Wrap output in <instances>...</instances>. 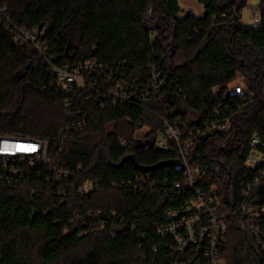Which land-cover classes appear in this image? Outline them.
<instances>
[{"label": "trees", "instance_id": "16d2710c", "mask_svg": "<svg viewBox=\"0 0 264 264\" xmlns=\"http://www.w3.org/2000/svg\"><path fill=\"white\" fill-rule=\"evenodd\" d=\"M0 1L26 30L49 25L47 46L59 66L96 60L108 72L120 66L129 80L146 86L148 67L155 64L167 82L162 99L145 102L148 110L135 103L104 101L101 107L97 98L75 99V107L94 111L88 129L69 135L59 152L57 137L69 115L56 79L38 54L15 42L0 18V133L50 140L59 168L82 167L79 178L101 186L68 201L43 193L31 199L25 191L0 194V264H172L171 241L157 227L176 205L175 195L128 186L144 173L138 168L176 159L174 151L136 147L139 129L162 127L158 116L206 132L205 142L196 139L191 159L202 170L199 185L216 186L224 213L241 207L245 185L256 174L244 166L250 142L255 136L264 142V19L259 26L241 22L249 0H196L204 8L201 16L184 13L180 0ZM259 7L264 9V0ZM239 76L247 95L229 89ZM226 122L227 130L215 129ZM147 174L165 190L183 178L175 166ZM251 203L264 204V182ZM89 212L100 216L81 218ZM227 223V263L264 264L242 218ZM260 228L264 231V220Z\"/></svg>", "mask_w": 264, "mask_h": 264}, {"label": "built area", "instance_id": "2783aa9c", "mask_svg": "<svg viewBox=\"0 0 264 264\" xmlns=\"http://www.w3.org/2000/svg\"><path fill=\"white\" fill-rule=\"evenodd\" d=\"M0 18L3 26L16 43L38 54L47 66L48 73L55 77L57 91L63 96L64 107L69 115L57 137L59 152H63L69 135L88 129V118L94 109L88 105L75 107V99L87 103L97 98L101 107L104 101L115 104H137L148 110L145 102L149 99H162L167 82L157 65L148 67V82L139 86L137 81L126 77L120 66L112 72L104 69L96 60H88L75 67L59 66L49 53L46 33L49 25L33 31L19 26L9 15L7 7L0 1ZM264 19V9H253L254 26H259ZM229 89L233 94L247 95L248 87L244 77L239 76ZM92 91L90 95L83 94ZM152 97V98H151ZM102 102V103H101ZM217 108L215 114H220ZM162 127L154 129L143 127L134 136V140L152 141L153 148L174 151L176 159L183 168V178L165 190L157 186L155 180L147 173L134 177L129 188L141 192H166L174 194L177 199L174 207L166 212V222L157 227L159 236L171 241V254L175 258L172 264H228L223 257L224 238L230 218H242L250 238L264 253V231L260 224L264 220V204L251 203L253 191L264 182V142L255 136L250 142V152L245 161V168L256 174L244 188L245 201L237 211L224 213L218 197L216 186L201 187L202 170L191 163L194 155L195 141L206 135L200 128L189 131L181 119L170 121L167 116H158ZM207 128V123H203ZM228 122L215 127L227 130ZM143 138L137 137L138 132ZM153 134V137H149ZM126 146V141H121ZM51 141L37 137H23L0 133V194L7 191H25L33 199L38 194H51L64 201L73 197L86 198L99 192L97 182L79 178L82 167L75 171L58 167L51 158ZM99 218L100 213L89 212L81 216ZM80 218V217H78ZM74 218L72 222L77 220ZM98 229L87 231L97 233Z\"/></svg>", "mask_w": 264, "mask_h": 264}, {"label": "rangeland", "instance_id": "374dc122", "mask_svg": "<svg viewBox=\"0 0 264 264\" xmlns=\"http://www.w3.org/2000/svg\"><path fill=\"white\" fill-rule=\"evenodd\" d=\"M185 1L186 0H180V4L184 10V13H196V11H198L196 8V6H202L200 5L196 0L194 3V6H191V9L194 10L193 12L190 10L188 11L187 9H185ZM260 6V0H249L246 4V7L243 9L242 11V19L241 22L245 25H252L253 24V20H252V12L253 9H256ZM114 130V124H110L108 126V132H112ZM137 137L139 138H143L144 137V133H142L141 131L137 133Z\"/></svg>", "mask_w": 264, "mask_h": 264}, {"label": "water", "instance_id": "95a60500", "mask_svg": "<svg viewBox=\"0 0 264 264\" xmlns=\"http://www.w3.org/2000/svg\"><path fill=\"white\" fill-rule=\"evenodd\" d=\"M208 139V136L207 135H203L201 137V140H203L204 142ZM135 144H136V147L137 148H147V149H152L153 148V142L152 141H142L141 139H136L135 141ZM168 166H175L177 167L178 171L182 172L183 171V168L181 166V163L178 161V160H172V161H166V162H162V163H159L158 165L150 168V169H141V168H138L141 172H144V173H147V172H150L151 170H156V169H161V168H165V167H168Z\"/></svg>", "mask_w": 264, "mask_h": 264}, {"label": "crops", "instance_id": "0c3cea01", "mask_svg": "<svg viewBox=\"0 0 264 264\" xmlns=\"http://www.w3.org/2000/svg\"><path fill=\"white\" fill-rule=\"evenodd\" d=\"M194 3H195V0H186L185 1V9H187L188 11H194V10H192L191 9V6H194ZM197 8V10L198 11H196V13H194L195 15H197V16H201L203 13H204V8H203V6H196Z\"/></svg>", "mask_w": 264, "mask_h": 264}]
</instances>
